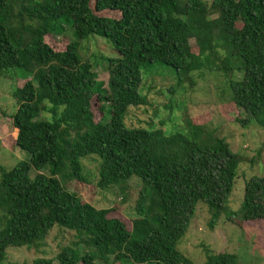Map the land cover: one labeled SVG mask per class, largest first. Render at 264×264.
Instances as JSON below:
<instances>
[{"label":"trees","instance_id":"obj_1","mask_svg":"<svg viewBox=\"0 0 264 264\" xmlns=\"http://www.w3.org/2000/svg\"><path fill=\"white\" fill-rule=\"evenodd\" d=\"M65 24L74 40L56 51L49 41L64 36ZM96 36L116 55L106 61V86L78 55V42ZM154 65L181 85H195L192 74L222 77L219 96L240 114L235 123L264 131V0H0V77L14 70L28 77L14 89L10 119L15 147L29 155L0 168V263L7 249L38 247L57 227L77 239L58 247V264H193L178 245L198 206L211 226L223 217L237 227L264 222V176L246 178L241 169L260 161V150L246 158L216 128L188 121L169 133L125 125L130 108L148 104L139 94L142 69ZM93 100L102 104L97 122ZM92 155L98 190L115 189L124 201L132 179L139 182L130 230L110 209L64 189L89 185L81 160ZM241 175L242 200L232 209ZM204 246L202 264H237L235 254Z\"/></svg>","mask_w":264,"mask_h":264},{"label":"rangeland","instance_id":"obj_2","mask_svg":"<svg viewBox=\"0 0 264 264\" xmlns=\"http://www.w3.org/2000/svg\"><path fill=\"white\" fill-rule=\"evenodd\" d=\"M202 1L210 4L211 0ZM101 15L119 18L117 12H106ZM64 28V36L55 38L53 42L49 41L56 51H63L65 45L74 40L70 25L65 24ZM78 55L82 60L91 63L97 80L106 86L108 80L106 61L116 58L110 43L103 37H89L78 42ZM192 75L196 84L189 86L181 85L174 72L165 66L154 65L142 69L139 94L147 97L148 104L140 108H130L124 118L125 125L132 128H147L148 124H153L156 129L166 133L185 126L187 121L196 125L212 126L220 136H224L234 152L242 153L250 159L257 158L255 156L260 150V161L257 160L258 162L252 165L246 163L241 169L246 178L254 174L264 176V131L252 125L242 128L235 123L240 114L236 113L237 110L232 105L222 103L219 96V88L224 82L222 77L206 72L202 77ZM7 77L11 79L0 77V168L10 171L18 162L29 159L27 153L15 147L17 131L10 119L16 111L14 89L22 87L25 83L23 80H27L28 77L19 70L9 71ZM235 78L239 80L241 75L237 74ZM101 105L95 103V100L92 102L95 122L100 119ZM107 113L108 108L105 107V114ZM81 165L82 174L89 179V185L76 183L71 187L65 186L64 189L75 192L83 202L89 203L95 209H110L112 212L108 216L119 218L130 230L131 221L135 218L134 207L139 182L132 179L123 201L117 190L100 191L95 187L99 168V159L96 156L82 159ZM42 173L48 175V168L45 167ZM35 174L34 171L30 172L31 177ZM243 189L244 178L241 175L235 180L229 198V206L232 209L239 207ZM210 222L211 215L207 208L203 205L198 206L185 236L178 245V249L193 264H202L205 260L202 245L211 249L213 253L235 254L237 264H264L263 221L246 222L241 227L231 224L224 217L214 222L212 226ZM75 242L77 239L73 232L54 227L48 238L38 247L7 249L5 260L0 264H32L36 259H49L58 264L55 260L58 247ZM79 250L83 251L82 245L79 246Z\"/></svg>","mask_w":264,"mask_h":264}]
</instances>
